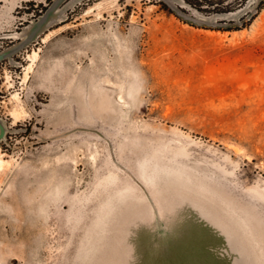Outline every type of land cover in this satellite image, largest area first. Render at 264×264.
<instances>
[{
	"label": "rangeland",
	"instance_id": "374dc122",
	"mask_svg": "<svg viewBox=\"0 0 264 264\" xmlns=\"http://www.w3.org/2000/svg\"><path fill=\"white\" fill-rule=\"evenodd\" d=\"M215 1L66 0L0 62V264H264V0Z\"/></svg>",
	"mask_w": 264,
	"mask_h": 264
},
{
	"label": "water",
	"instance_id": "95a60500",
	"mask_svg": "<svg viewBox=\"0 0 264 264\" xmlns=\"http://www.w3.org/2000/svg\"><path fill=\"white\" fill-rule=\"evenodd\" d=\"M65 1L66 0H53L47 9L30 24L18 41L0 50V62L6 59H12L15 55L31 45L57 17ZM8 132L9 125L6 119L0 114V143L7 139Z\"/></svg>",
	"mask_w": 264,
	"mask_h": 264
},
{
	"label": "trees",
	"instance_id": "16d2710c",
	"mask_svg": "<svg viewBox=\"0 0 264 264\" xmlns=\"http://www.w3.org/2000/svg\"><path fill=\"white\" fill-rule=\"evenodd\" d=\"M205 1L208 6H213V8H210L211 10H218L217 12H226L225 10L221 11V8L217 9L215 4L217 3V1L215 0H185L186 3H188L190 6L195 7L198 10H208V7H205L206 5H204L202 2ZM233 22V20H232ZM7 60V59H6ZM4 60V61H6ZM1 61V62H4Z\"/></svg>",
	"mask_w": 264,
	"mask_h": 264
},
{
	"label": "bare ground",
	"instance_id": "6f19581e",
	"mask_svg": "<svg viewBox=\"0 0 264 264\" xmlns=\"http://www.w3.org/2000/svg\"><path fill=\"white\" fill-rule=\"evenodd\" d=\"M48 37H49V36H48ZM46 38H47V37H46ZM35 53H36V52H35ZM33 55H36V54L33 53ZM36 56H37V55H36ZM36 56H35V57H36ZM31 60H32V58H31ZM34 63H35V62H34ZM34 63H33V64H34ZM31 66H33V65H31ZM31 66H29V68H32ZM28 70H30V69H28ZM31 71H32V69H31ZM29 73H30V72H29ZM29 73L27 72V74H29ZM25 80H26V77H25ZM84 89H85V88H84ZM79 91H80V90H79ZM81 91H82V90H81ZM84 92H85V91H84ZM102 95H103V93H102ZM107 95H108V94L106 93L105 96H107ZM84 96H86V94H84ZM91 96H93V95H91ZM96 96H97V95H96ZM100 96H101V95H100ZM100 96H99V97H100ZM103 96H104V95H103ZM101 97H102V96H101ZM101 97H100V98H101ZM84 98H85V97H84ZM105 99H106V98H105ZM85 100H86V99H85ZM92 100L95 101V98H94V99L92 98ZM107 100H108V99H107ZM90 101H91V100H90ZM90 101H89V103H90ZM98 101H99V100H98ZM101 101H104V100L102 99ZM108 101H109V100H108ZM108 101H107V102H108ZM96 102H97V101H96ZM86 103H87V102H86ZM86 103H85V105H86ZM91 103H92V102H91ZM99 103L101 104V102H99ZM102 103H103V102H102ZM109 103H110V101H109ZM93 104H94V103H93ZM100 104H99V105H100ZM107 104H108V103H107ZM110 104H111V103H110ZM110 104H109L108 106H110ZM97 105H98V103H97ZM103 106H104V105H103ZM95 107H96V106H95ZM81 108H82V107H81ZM83 109H84V108H83ZM88 109H89V108H88ZM24 110H26V109H24ZM92 110H93V109H92ZM100 110H101V109H100ZM102 110H103V109H102ZM17 111H18V110H17ZM17 111L14 110L12 116H14V117H16V118H20V117H19V114L21 115V113H19L20 111H19V112H17ZM113 111H114V110H113ZM24 112H27V111H24ZM24 112H23V113H24ZM95 112H96V111H95ZM110 112H111V111H110ZM99 113H100V112H99ZM99 113H96V114H99ZM21 116H22V115H21ZM89 116H90V115H89ZM16 118H15V119H16ZM8 161H9V160H6V159H4L3 157H0V169H1V168H2V167H3ZM49 196H50V195H49ZM51 197H52V196H51ZM47 207H48V206H47ZM45 211H46V210H45Z\"/></svg>",
	"mask_w": 264,
	"mask_h": 264
}]
</instances>
